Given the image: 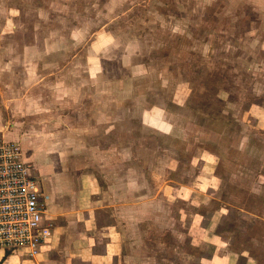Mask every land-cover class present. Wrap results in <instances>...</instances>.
Wrapping results in <instances>:
<instances>
[{
	"label": "rangeland",
	"instance_id": "obj_1",
	"mask_svg": "<svg viewBox=\"0 0 264 264\" xmlns=\"http://www.w3.org/2000/svg\"><path fill=\"white\" fill-rule=\"evenodd\" d=\"M0 135L97 179L120 264H264V0H0Z\"/></svg>",
	"mask_w": 264,
	"mask_h": 264
},
{
	"label": "crops",
	"instance_id": "obj_2",
	"mask_svg": "<svg viewBox=\"0 0 264 264\" xmlns=\"http://www.w3.org/2000/svg\"><path fill=\"white\" fill-rule=\"evenodd\" d=\"M182 185L191 191V196L198 191ZM41 187L50 195L46 220L53 227L48 243L35 256L24 249L15 252L0 249V264H120L122 236L114 226L100 223V187L96 178L80 183L73 191L70 187L57 189L50 185L45 189L44 184ZM193 222L192 219L191 226ZM199 226L204 231L208 229L203 222ZM195 231L194 240L199 238V244H205V233ZM211 235L215 249L202 258L201 264H236L221 236L213 232Z\"/></svg>",
	"mask_w": 264,
	"mask_h": 264
},
{
	"label": "built area",
	"instance_id": "obj_3",
	"mask_svg": "<svg viewBox=\"0 0 264 264\" xmlns=\"http://www.w3.org/2000/svg\"><path fill=\"white\" fill-rule=\"evenodd\" d=\"M19 141L0 135V249L35 256L52 235L48 195ZM35 174H34V173Z\"/></svg>",
	"mask_w": 264,
	"mask_h": 264
}]
</instances>
